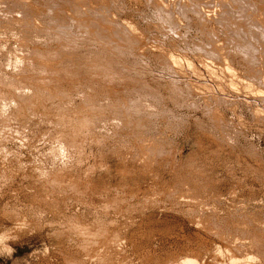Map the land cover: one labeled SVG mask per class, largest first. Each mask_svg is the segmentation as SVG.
<instances>
[{
	"label": "rangeland",
	"instance_id": "1",
	"mask_svg": "<svg viewBox=\"0 0 264 264\" xmlns=\"http://www.w3.org/2000/svg\"><path fill=\"white\" fill-rule=\"evenodd\" d=\"M263 78L264 0H0V264H264Z\"/></svg>",
	"mask_w": 264,
	"mask_h": 264
},
{
	"label": "bare ground",
	"instance_id": "2",
	"mask_svg": "<svg viewBox=\"0 0 264 264\" xmlns=\"http://www.w3.org/2000/svg\"><path fill=\"white\" fill-rule=\"evenodd\" d=\"M182 1V0H181ZM192 1V0H191ZM205 1V0H204ZM209 1V0H208ZM194 4V3H193ZM207 4V3H206ZM212 4V3H210ZM224 22V21H223ZM174 58V57H173ZM175 59V58H174ZM186 62V61H185ZM174 64H177V63H174ZM230 68V67H229ZM233 73V72H232ZM264 79V78H263ZM264 83V82H263ZM184 264H194L196 263L195 261H193V259H189V258H186L185 261H183Z\"/></svg>",
	"mask_w": 264,
	"mask_h": 264
}]
</instances>
